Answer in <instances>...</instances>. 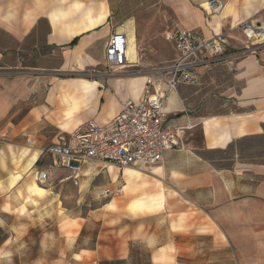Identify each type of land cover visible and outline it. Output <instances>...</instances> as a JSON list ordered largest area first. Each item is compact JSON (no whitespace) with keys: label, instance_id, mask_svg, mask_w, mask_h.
I'll list each match as a JSON object with an SVG mask.
<instances>
[{"label":"crops","instance_id":"crops-1","mask_svg":"<svg viewBox=\"0 0 264 264\" xmlns=\"http://www.w3.org/2000/svg\"><path fill=\"white\" fill-rule=\"evenodd\" d=\"M206 1L0 0V264L11 263L15 235L60 215L75 227L61 264H137L142 250L149 264H183L204 249L264 264V45L232 71L210 65L200 84L168 94L166 124L180 147L162 163H87L77 186L59 183V170L50 188L32 178L49 167L48 146L142 100L144 79L134 70L104 74L113 31L125 37L132 66L172 60L167 35L178 29L223 34L241 49V22L264 27V0H222L219 16L205 13ZM104 189L111 196L91 206Z\"/></svg>","mask_w":264,"mask_h":264},{"label":"built area","instance_id":"built-area-1","mask_svg":"<svg viewBox=\"0 0 264 264\" xmlns=\"http://www.w3.org/2000/svg\"><path fill=\"white\" fill-rule=\"evenodd\" d=\"M222 0H207L203 5L206 14L219 16L225 9ZM120 28L124 25L120 24ZM244 35L246 45L230 49L226 35L206 38L196 32L178 29L167 35L175 57L160 66L141 68L135 63L128 65L126 39L118 31L109 36L105 53L108 72L106 75L131 68L144 79L143 97L139 102L124 104L116 117L106 125L89 120L79 125L71 134L46 148L50 158L47 169H34L32 178L38 184L50 188L54 172L59 183L79 184V173L87 163L114 165L120 168H146L162 163V154L178 149L180 135L166 124L165 103L169 93L180 85L200 84V69L210 65L227 63L230 71L236 61L247 55H255L264 45V27L246 20L237 26ZM103 73L90 72L89 77ZM91 173V170L88 172ZM56 179V178H55ZM103 197H110L104 189Z\"/></svg>","mask_w":264,"mask_h":264},{"label":"rangeland","instance_id":"rangeland-1","mask_svg":"<svg viewBox=\"0 0 264 264\" xmlns=\"http://www.w3.org/2000/svg\"><path fill=\"white\" fill-rule=\"evenodd\" d=\"M164 52V55L168 56L170 54L169 48L166 47ZM167 61L157 64L141 65V68L146 69L147 67L160 66ZM38 186L41 187L42 185ZM42 187L48 188L46 186ZM92 195L91 206L93 207L107 199L102 195ZM73 229L75 227L71 226V223L67 221L65 215H60L56 219L47 220L40 225H31V230L25 235H15V240L12 242L14 250L11 249L10 251V264H61L63 261H66L73 251L72 247L74 243L71 242L75 234V230ZM5 237L0 236V242ZM218 261L221 264H236V259L233 254H229V252L211 251L210 249H204L199 253L186 255L181 262L183 264H217ZM136 263L149 264V259L145 251H140V256Z\"/></svg>","mask_w":264,"mask_h":264},{"label":"trees","instance_id":"trees-1","mask_svg":"<svg viewBox=\"0 0 264 264\" xmlns=\"http://www.w3.org/2000/svg\"><path fill=\"white\" fill-rule=\"evenodd\" d=\"M75 42H76V41H73V42L70 44V46H73V45L75 44Z\"/></svg>","mask_w":264,"mask_h":264},{"label":"bare ground","instance_id":"bare-ground-1","mask_svg":"<svg viewBox=\"0 0 264 264\" xmlns=\"http://www.w3.org/2000/svg\"><path fill=\"white\" fill-rule=\"evenodd\" d=\"M42 187V186H41Z\"/></svg>","mask_w":264,"mask_h":264}]
</instances>
